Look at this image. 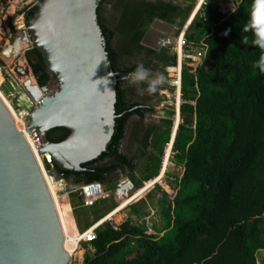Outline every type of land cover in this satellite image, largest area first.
<instances>
[{
  "label": "trees",
  "instance_id": "1",
  "mask_svg": "<svg viewBox=\"0 0 264 264\" xmlns=\"http://www.w3.org/2000/svg\"><path fill=\"white\" fill-rule=\"evenodd\" d=\"M40 1L27 13V19L34 15ZM104 1L98 7V18L112 67L116 71L115 60L121 72H134L136 65L122 57L125 45L131 43H115L116 32L140 45L149 22H172L181 10L166 0H117L115 5L122 12L112 28L99 14ZM189 1L183 19L194 2ZM232 3L235 11L228 13L221 12L217 5H205L209 28L197 21L190 24L187 38L203 39L206 52L195 71L185 67L182 73V123L174 148L183 174L176 180V195L165 210L166 224L158 230L146 221L133 223L126 216L120 217L115 207L100 222L105 218L116 223L125 219L124 222L100 224L96 237L89 242L91 252L72 264H258L257 252L264 250V73L254 66L261 50L251 43H241L245 36L249 41L253 39V33L244 28L256 10L257 0ZM163 54L165 67L176 64V54ZM25 59L38 84L46 86L49 75L37 49H30ZM143 64L146 67L147 63ZM162 72L165 76V69ZM131 89L117 83L116 113L125 112L115 119L107 151L82 164L80 171H63L66 179L104 183L110 181V171L123 167L126 159L118 143L130 116L136 113L132 109L136 103L127 96ZM172 120H165L166 129L157 127L152 143L158 157L143 180L159 173ZM177 123L178 119L174 128ZM68 133L66 128L55 127L46 134L49 140L58 142ZM108 157L113 158L106 161ZM62 188L58 184V189ZM136 205L132 206L133 214H140L142 208H134Z\"/></svg>",
  "mask_w": 264,
  "mask_h": 264
},
{
  "label": "water",
  "instance_id": "2",
  "mask_svg": "<svg viewBox=\"0 0 264 264\" xmlns=\"http://www.w3.org/2000/svg\"><path fill=\"white\" fill-rule=\"evenodd\" d=\"M100 2L41 0L27 27L11 36L2 50L4 58L17 59L25 54L21 42L26 41L40 53L45 71L56 78L57 88L50 93L34 75V83L30 78L21 83L34 103L26 130H35L40 152L51 155L50 178L64 180L79 194L85 183L72 185L63 171H80L82 164L107 151L118 116L117 83L131 77L112 67L98 18ZM15 71L25 74L21 66ZM55 127L69 131L58 142L46 134ZM64 240L58 204L0 93V264H70Z\"/></svg>",
  "mask_w": 264,
  "mask_h": 264
},
{
  "label": "rangeland",
  "instance_id": "3",
  "mask_svg": "<svg viewBox=\"0 0 264 264\" xmlns=\"http://www.w3.org/2000/svg\"><path fill=\"white\" fill-rule=\"evenodd\" d=\"M209 3L217 5L219 10L223 13H228L234 8L232 0H194L189 12L187 14L185 13V19L175 25V27H179L177 42H179L182 37H187L189 35L192 21H197L198 25H203L206 28L210 27L211 23L206 20L207 13L205 10V5ZM30 4H35V0H0V93L13 111L16 114L22 115L28 113L33 104H31L30 99L25 94L21 83L26 78L34 80V76L23 54L17 59L11 58L7 60L2 56V50L9 41V35L12 34L14 27H18L19 24H22V20L19 19V16H21L24 9ZM109 5V3L105 4L101 9V16L104 19H106V11L107 8L109 9ZM192 13H195V15L190 20ZM111 20L112 19L109 18V21ZM166 30L175 31L176 29L173 30V28L167 27L161 20H152L147 24V38L145 43L151 45L152 40L150 39H155V37H158L157 33L165 32ZM28 48L29 45L25 43L23 49ZM17 66L22 67L25 71L24 75H19L15 71V67ZM46 87L49 93L55 91L57 88V81H50L49 85H46ZM169 102H171L170 99ZM171 119H173V115H171ZM175 163V165L169 167L168 175L172 178L178 177L179 179V177L181 178L182 176L181 167L177 160ZM52 172H54V166L49 167L47 178L62 216L63 227L71 254L70 264L79 263L82 261L84 253L91 252L89 241L81 240L78 236L84 229L96 223L102 224L106 221H112L116 225L124 222L125 219L120 223H116L112 218H105L104 221L100 222V220L115 207L119 209L118 215L120 217L126 216L125 218H128L133 223L146 221L148 226H150L149 224H154L153 226L160 230L167 222L164 213L166 208L172 204L173 198L177 192L175 190L178 188L177 183H173V186L170 182L171 180L167 178L160 180V183H162L165 189L160 184L153 183V186H149V181L146 183L147 185L145 187L147 188L145 191L137 198L131 186L128 184L126 177H119L120 179L117 178L110 184V188L107 187V194L100 198L89 199L86 198L83 193L79 194L77 190L70 189L65 181L62 182L64 188L59 190L58 183H54L49 176ZM53 178L57 180V178ZM133 198H136L135 201H132ZM134 203L137 204L134 208L137 207L138 210L142 208L140 214H133L135 213L134 209L132 210ZM141 204H146L147 206L145 205L144 207L141 206ZM65 207L66 209H64ZM112 217L116 218L113 214ZM149 232L153 231L150 229ZM158 233L160 234L161 231ZM257 258L258 264H264V250H259L257 252Z\"/></svg>",
  "mask_w": 264,
  "mask_h": 264
},
{
  "label": "flooded vegetation",
  "instance_id": "4",
  "mask_svg": "<svg viewBox=\"0 0 264 264\" xmlns=\"http://www.w3.org/2000/svg\"><path fill=\"white\" fill-rule=\"evenodd\" d=\"M39 0H35V4L28 5L21 16H19V19L22 20V24H19L18 27H14L13 32L11 35H9V41L11 36L15 35L18 32H21L23 29L27 27L28 21L31 17L27 19L26 15L31 10V8L38 3ZM167 2H171L172 4L178 5L180 7L179 15L174 19L172 22L162 21L167 27L173 28L175 31H165V32H159L157 33L158 37H155V39H150L151 45H148L145 43L147 34L142 38L140 41V45H134V41H129L124 39L121 36V33L116 32V35L114 36V41L123 40L127 41V44L125 45L124 51L121 54L123 58L128 60L131 64L137 65L138 63H147L146 68L151 71L153 76H155L157 73L163 74V69L166 71V67L164 64L163 56L165 53L166 55H174L175 54V47L177 45V35H178V29L179 27H175L176 24L180 23L182 21L184 14L183 11H185L186 7L189 6L190 1L189 0H166ZM110 4L109 9L107 8V16L106 19H104L101 16V9L105 4ZM117 0H105L102 2L101 7L99 9V14L102 19V21L106 24L111 26L112 28L116 27V20L120 18L122 9L118 10V7H116ZM114 7V9H113ZM35 11V10H34ZM109 18L112 20L109 21ZM159 20V19H158ZM20 23V22H19ZM12 27V28H13ZM175 27V29H174ZM147 32V31H146ZM27 43L26 41L24 44ZM113 46H117V45ZM28 44V43H27ZM6 45V44H5ZM29 48L26 49L25 54L32 49L33 47L31 44H28ZM120 47V46H119ZM117 48V47H116ZM22 49V48H21ZM118 49V48H117ZM152 50V52L149 51ZM24 54V56H25ZM114 65L116 68V71L119 73H124L120 71V67L117 64V62L114 60ZM46 72V71H45ZM133 71L129 72L132 73ZM126 73V72H125ZM33 74V73H32ZM41 74H39L40 76ZM49 79L46 85H49V82L51 81H57L54 76L49 74ZM164 75V74H163ZM165 81L162 86H160L155 94H149L147 92V84L141 83V84H132L131 83V77H126L120 80V84L123 85L125 88L127 86H131L130 93L127 95L130 97V99L136 103L132 107V109L136 110V113H133L124 130L123 139L118 143L119 150L125 155V164L123 167L116 168L115 170L110 171L107 174V177L110 178V181L107 182H100L95 181L92 183H86L83 179H75V178H69L67 179L72 185H78L80 182H84L85 185L80 187L81 193L85 195V190L87 185L91 184H98L99 187L93 188L92 192L95 194L96 192L100 191V198L101 196L107 194V187L110 188V184L115 181L117 178H125L131 182L132 186L131 189L135 193L138 189L143 188L146 186V183L153 179L154 177L143 180L145 175L150 172L153 168L154 162L156 158L158 157V151L156 147H153V137L154 134L157 131V127H162L166 129L167 124L165 120L170 119L171 116L169 114L170 111L167 110V108H164L162 106L163 95L162 91L166 89L167 87V76L165 75ZM140 89H144V94H140ZM130 109V110H132ZM125 111L119 113L118 115H121ZM137 112H140V114ZM162 114V115H160ZM174 128V120H172V125L170 128V136L172 134ZM162 156V155H161ZM113 157H108L106 161H110ZM162 160V159H161ZM119 178V179H120ZM59 184V183H58ZM105 184H108V186ZM61 185V184H60ZM63 187V185H61ZM104 186V187H103ZM92 193V194H93ZM142 194V193H141ZM140 194V195H141ZM139 197V196H138ZM137 197V198H138ZM136 199V198H135ZM133 198L132 201H135Z\"/></svg>",
  "mask_w": 264,
  "mask_h": 264
},
{
  "label": "built area",
  "instance_id": "5",
  "mask_svg": "<svg viewBox=\"0 0 264 264\" xmlns=\"http://www.w3.org/2000/svg\"><path fill=\"white\" fill-rule=\"evenodd\" d=\"M206 52V44L204 43V40L200 41H194L190 40L187 37H182L180 39V44L175 47V54L177 57V61L175 65H170L166 67V80H167V87L164 89L161 93L163 95V102L162 106L164 108H167L168 110L173 112V120L175 118L178 119V123L176 127L174 128L175 133L172 132L168 142L165 144L163 153H162V161H161V166L159 170V175L161 174L163 168L164 169V174L163 176L158 179L157 181L154 182V184H160L161 179L166 178L165 174H167L168 169L170 166L175 165V157H177L178 152H175L174 148V142H175V136L178 130L179 125L182 123V117L180 113V106L184 102L182 98V73L185 67L192 68L191 71H195L196 67L202 63L204 59V55ZM169 99L171 102H169ZM31 104L34 105V103L31 102ZM18 117V125L19 127L23 130L25 138L31 147L36 159L41 161L43 167L46 172H49V167H53V162L51 159V155L49 153H41L40 152V144H41V139L37 132L35 130H26V125H27V116L28 113H25L24 115L22 114H17ZM174 120V122H175ZM51 176V174L49 175ZM157 176V175H156ZM52 181L54 183H60L63 185L62 179H57L55 180L52 178ZM149 182V181H148ZM153 186V183L151 184ZM150 185V186H151ZM163 186V185H162ZM86 187L85 190V197L89 199H96L100 195V191L96 192L95 194L92 192L93 188L99 187L98 184H89ZM145 187V186H144ZM64 188V186H63ZM149 188V187H148ZM93 193V194H92ZM99 223H96L93 226H88L86 229H84L78 236L82 237L81 240H87L91 241L96 237V230L98 228Z\"/></svg>",
  "mask_w": 264,
  "mask_h": 264
},
{
  "label": "clouds",
  "instance_id": "6",
  "mask_svg": "<svg viewBox=\"0 0 264 264\" xmlns=\"http://www.w3.org/2000/svg\"><path fill=\"white\" fill-rule=\"evenodd\" d=\"M234 12V9H231ZM244 31L252 32L253 39L249 41V38L245 36L241 43H251L255 47L261 50L260 58L255 62V67L259 69L261 73H264V0H257V7L252 15V18L248 24L245 25ZM228 31H225L224 35H227ZM132 84H147V92L149 94H155L160 86L163 85L165 77L163 74L157 73L155 76L147 69L143 63L136 65L135 71L130 74ZM140 94H144V89H140ZM114 93V91H113Z\"/></svg>",
  "mask_w": 264,
  "mask_h": 264
},
{
  "label": "bare ground",
  "instance_id": "7",
  "mask_svg": "<svg viewBox=\"0 0 264 264\" xmlns=\"http://www.w3.org/2000/svg\"><path fill=\"white\" fill-rule=\"evenodd\" d=\"M182 36V35H181ZM181 36H180V38H181ZM179 38V39H180ZM179 41V40H178ZM24 42L25 41H22L21 42V48H23V45H24ZM180 44V41L179 42H177V46ZM8 60V59H7ZM24 81V80H23ZM31 81H32V83H34V80H32L31 79ZM9 108H10V110H11V112L13 113V115L15 116V117H18L17 116V114L13 111V109L9 106ZM15 120H16V122H17V124H18V120H17V118H15ZM39 163V165H40V167H41V169H42V171H43V174H44V177H45V179H46V181H47V185H48V187H49V189H50V192H51V194H52V196H53V193H52V191H51V188H50V184H49V181H48V178H47V172H46V170H45V168L43 167V165H42V163H41V161H39L38 162ZM164 169L165 168H163V170H162V172H161V174L159 175H157V176H155L153 179H151L150 180V183H149V185H151L152 183H154L155 181H157L158 179H160L162 176H163V174H164ZM60 184V183H59ZM147 185V184H146ZM53 198H54V196H53ZM55 199V198H54ZM65 232V231H64ZM82 238V237H81ZM64 246H65V248H66V250L69 252V254H70V249H69V246H68V243H67V239H66V235H65V240H64ZM71 255V254H70Z\"/></svg>",
  "mask_w": 264,
  "mask_h": 264
},
{
  "label": "crops",
  "instance_id": "8",
  "mask_svg": "<svg viewBox=\"0 0 264 264\" xmlns=\"http://www.w3.org/2000/svg\"><path fill=\"white\" fill-rule=\"evenodd\" d=\"M194 14L195 13H192V16L190 17V20H191V18L194 16ZM180 167H181V174H183V166H181L180 165ZM168 172H169V169H168ZM168 172H167V174H165V176H166V178L167 179H170L171 181V184L174 186V184L173 183H176V180H178V177L176 178V177H170L169 175H168ZM178 176H180V175H178ZM180 178V177H179ZM162 186V185H161ZM164 189H165V187L164 186H162ZM143 191H145V189L143 188V189H139V190H137L136 192H135V194H136V196H140V194L143 192ZM175 191H177V188H176V190ZM147 206V205H146ZM150 210L152 211V209L150 208ZM142 212H144V211H142ZM150 226H153L154 224H149ZM159 229V228H158ZM160 234H162V232L160 233Z\"/></svg>",
  "mask_w": 264,
  "mask_h": 264
}]
</instances>
